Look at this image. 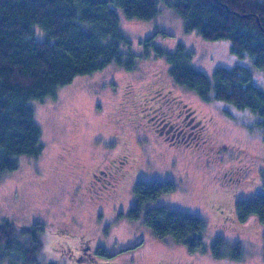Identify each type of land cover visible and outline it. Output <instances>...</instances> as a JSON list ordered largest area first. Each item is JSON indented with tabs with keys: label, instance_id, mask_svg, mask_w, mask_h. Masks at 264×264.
Here are the masks:
<instances>
[{
	"label": "rangeland",
	"instance_id": "rangeland-1",
	"mask_svg": "<svg viewBox=\"0 0 264 264\" xmlns=\"http://www.w3.org/2000/svg\"><path fill=\"white\" fill-rule=\"evenodd\" d=\"M158 6L149 20L128 18L114 6L131 41L122 46L123 59L133 57V68L114 61L61 85L56 98L32 101L44 151L39 157L19 156L18 168L0 176V223L8 219L19 226L16 241L34 236L22 235L20 228L46 225L36 232L40 249L32 264H264V223L254 215L247 220L236 215L237 200L264 192V139L257 114L226 116L209 108L194 90L172 79L170 64L146 47V39L171 49L183 44L192 51L194 66L210 78L218 67L244 64L264 90V72L251 58L235 55L229 40H207L186 30L173 7L163 0ZM210 97L220 108L233 107ZM191 117L205 125L201 133L191 127ZM179 128L187 135L195 129L194 135L168 138ZM141 179L175 182L172 192L150 206L202 217L206 252L192 253L171 236L158 238L143 224V213L129 218ZM218 235L228 244L240 243L243 259H215L211 245ZM9 261L5 257L0 264Z\"/></svg>",
	"mask_w": 264,
	"mask_h": 264
},
{
	"label": "trees",
	"instance_id": "trees-1",
	"mask_svg": "<svg viewBox=\"0 0 264 264\" xmlns=\"http://www.w3.org/2000/svg\"><path fill=\"white\" fill-rule=\"evenodd\" d=\"M163 1L183 16L186 30H196L207 40H229L235 55L251 58L264 72V0ZM114 6L123 8L128 18L139 20L153 19L159 12L158 0H0V176L18 168L19 156L39 157L44 151L33 100L56 98L61 85L114 61L129 69L134 67L133 57L123 59L122 46L131 41L120 29ZM145 45L152 46L157 56L168 61L177 84L194 90L209 108L219 109L226 116L242 111L257 114L264 139V90L253 83L248 65L218 67L212 81L194 66L193 53L183 44L171 49L154 45L153 37H148ZM211 93L233 107L220 108ZM109 187L114 189V183ZM175 188L173 180L141 179L134 186L135 202L128 216L139 219L143 213V224L158 238L171 236L192 253L206 252L207 224L202 217L166 205L150 206L157 197ZM236 205L241 220L254 215L264 223V192L255 198L237 200ZM45 226L20 228L22 235H34L22 243L15 238L19 226L8 219L1 222L0 261L8 257L10 264L36 262L35 254L40 249L36 232H44ZM211 248L215 259H243L240 243L228 244L221 235Z\"/></svg>",
	"mask_w": 264,
	"mask_h": 264
},
{
	"label": "flooded vegetation",
	"instance_id": "flooded-vegetation-1",
	"mask_svg": "<svg viewBox=\"0 0 264 264\" xmlns=\"http://www.w3.org/2000/svg\"><path fill=\"white\" fill-rule=\"evenodd\" d=\"M191 120L193 121V124H191V127L192 128H200L199 129V132L201 133L202 132V130L204 129V127H205V125L202 123L201 124V122L199 121V122H196L195 121V118L194 117H191ZM247 129V128H246ZM195 129H192L191 130V133H188V135H187V133H185V132H183L182 131V129L181 128H179V129H177V130H171L169 133L170 134H168V138H170V137H174L173 139H175L176 137H181L182 135H184V136H189V135H191L192 134V132L194 131ZM247 130H249V129H247ZM251 130V129H250ZM166 132V131H165ZM168 133V132H167ZM194 133V132H193ZM186 134V135H185ZM192 135H194V134H192ZM180 142H181V140H180ZM184 142V141H183ZM101 172H103V173H105L106 174V172L107 171H104V170H101ZM95 176H98V179H100L101 181H102V178H100V176H99V172H97V173H95L94 174ZM236 208V207H235ZM221 211L224 213L225 211L224 210H222L221 209ZM236 211H237V208H236ZM228 212L229 213H231L232 211H231V209L230 208H228ZM236 215H237V212H236ZM238 216V215H237ZM90 254H92L91 252H90ZM93 255V254H92Z\"/></svg>",
	"mask_w": 264,
	"mask_h": 264
}]
</instances>
